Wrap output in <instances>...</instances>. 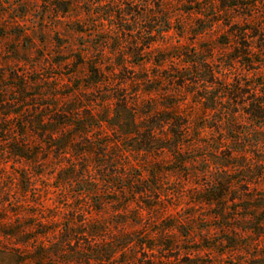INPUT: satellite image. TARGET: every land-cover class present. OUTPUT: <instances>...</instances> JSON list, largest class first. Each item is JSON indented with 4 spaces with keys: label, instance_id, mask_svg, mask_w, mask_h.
<instances>
[{
    "label": "rangeland",
    "instance_id": "1",
    "mask_svg": "<svg viewBox=\"0 0 264 264\" xmlns=\"http://www.w3.org/2000/svg\"><path fill=\"white\" fill-rule=\"evenodd\" d=\"M0 264H264V0H0Z\"/></svg>",
    "mask_w": 264,
    "mask_h": 264
}]
</instances>
